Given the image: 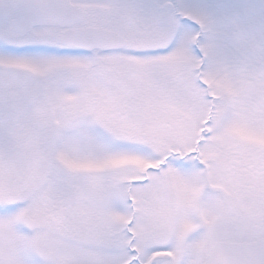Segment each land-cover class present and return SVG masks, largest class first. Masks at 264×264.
Returning a JSON list of instances; mask_svg holds the SVG:
<instances>
[{
	"label": "snow or ice",
	"instance_id": "6c2138e0",
	"mask_svg": "<svg viewBox=\"0 0 264 264\" xmlns=\"http://www.w3.org/2000/svg\"><path fill=\"white\" fill-rule=\"evenodd\" d=\"M0 264H264V0H0Z\"/></svg>",
	"mask_w": 264,
	"mask_h": 264
}]
</instances>
